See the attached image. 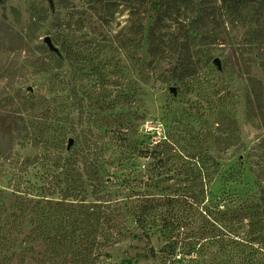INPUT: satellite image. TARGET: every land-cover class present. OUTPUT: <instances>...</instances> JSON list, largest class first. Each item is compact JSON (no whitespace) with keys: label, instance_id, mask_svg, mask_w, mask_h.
<instances>
[{"label":"rangeland","instance_id":"1","mask_svg":"<svg viewBox=\"0 0 264 264\" xmlns=\"http://www.w3.org/2000/svg\"><path fill=\"white\" fill-rule=\"evenodd\" d=\"M179 1L0 0V233L7 239L0 240V264H38L46 256L28 239L34 215L21 209L41 195L54 203L64 180L97 162L103 177L144 176L152 168L144 155H210L211 196L236 195L238 203L258 197L264 0H199L211 15L206 24L192 23L184 7L166 11L171 16L159 18L150 55L149 28L166 6L184 5ZM231 119L236 128L226 129L224 146L217 122L225 127ZM49 123L72 141L63 153L53 142L23 140ZM119 124L120 139L105 131ZM230 173L235 181H226ZM127 227L135 237L107 249L100 264H163L160 255L146 256L163 242Z\"/></svg>","mask_w":264,"mask_h":264},{"label":"trees","instance_id":"2","mask_svg":"<svg viewBox=\"0 0 264 264\" xmlns=\"http://www.w3.org/2000/svg\"><path fill=\"white\" fill-rule=\"evenodd\" d=\"M182 1L183 6H166L149 28L150 55H155L157 26L166 11L184 7L190 11L194 24H206L210 18L206 9H200L201 1L180 0L178 4ZM221 1L240 5L259 0ZM20 120L22 122V118ZM223 124L217 122L224 135L230 125L236 128L233 119L225 127ZM262 124L264 127V122ZM124 130L123 124H119L105 131H111L120 139L118 136ZM25 134L23 140L30 145L53 142L60 153L68 150L70 139L65 141L61 126L49 123L37 133ZM226 140L227 135L222 140L224 146ZM142 156L133 155V158ZM144 156L152 160L147 175L103 177L102 165L97 162L90 173L77 172L76 177L64 180L61 183L64 191L54 203L43 202L44 195H41L42 201H33L32 207L21 209L22 215L27 210L34 215V219L28 221L29 241L44 247L46 256L42 255L38 264H100L107 249L128 236L135 237L128 223L133 224L147 242L152 237L163 242L157 252L149 247L146 255L151 258L160 255L163 264H264V166L258 197L238 203L236 195L211 196L207 185L216 170L212 169L215 160L210 155ZM59 158L65 160L62 155ZM171 180L184 186L163 185ZM235 180L228 174L226 181ZM85 183L91 188L93 200L86 199ZM1 239L7 240L0 233ZM58 258L59 261L52 262Z\"/></svg>","mask_w":264,"mask_h":264},{"label":"water","instance_id":"3","mask_svg":"<svg viewBox=\"0 0 264 264\" xmlns=\"http://www.w3.org/2000/svg\"><path fill=\"white\" fill-rule=\"evenodd\" d=\"M45 41L48 43V40H45ZM214 61H215V62H216V64L218 65V60H217V59H215ZM172 91H173V89H172ZM173 92H174V91H173ZM71 142H72L71 140H69V141H68V146H70V145H71Z\"/></svg>","mask_w":264,"mask_h":264}]
</instances>
